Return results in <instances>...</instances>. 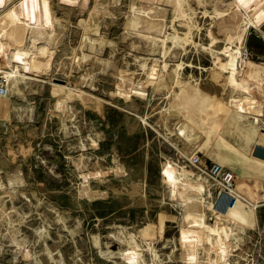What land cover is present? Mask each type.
I'll return each mask as SVG.
<instances>
[{
  "label": "rangeland",
  "instance_id": "374dc122",
  "mask_svg": "<svg viewBox=\"0 0 264 264\" xmlns=\"http://www.w3.org/2000/svg\"><path fill=\"white\" fill-rule=\"evenodd\" d=\"M27 1L52 55L33 81L3 83L9 93L0 98V264H123L99 251L119 253L130 244L139 245L149 264H185L197 247V263L212 264L216 256L201 246L200 235L183 230L187 207L170 196L169 172L178 164L200 175L217 202L218 187L191 164L194 155L199 168L220 163L235 172L236 187L254 191L242 193V215L225 211L224 223L238 238L231 240L226 264H264V180L240 173L237 157L217 146L220 137L247 154L252 146L221 118L232 92L216 67L223 57L205 49L225 45L214 11L219 0H182L180 9L176 0H155L152 20L164 25L157 38L130 25L131 8L147 7L145 1ZM8 24L0 23V31ZM263 28L249 29L245 42L248 58L261 63ZM166 35L163 46L159 39ZM173 35L184 39L173 43ZM58 84L81 96L67 98ZM132 88L143 94H120ZM256 126L258 141L264 121ZM179 128L195 140L180 136ZM90 172V184L84 183L82 175ZM206 213L210 217L211 209ZM149 245L156 253L146 251Z\"/></svg>",
  "mask_w": 264,
  "mask_h": 264
},
{
  "label": "bare ground",
  "instance_id": "6f19581e",
  "mask_svg": "<svg viewBox=\"0 0 264 264\" xmlns=\"http://www.w3.org/2000/svg\"><path fill=\"white\" fill-rule=\"evenodd\" d=\"M9 1L10 0H0V6L2 7L0 9V23H9L7 26L10 27V29L3 28V30L0 31V81L2 83H6L8 87L11 86V84H16L19 79L33 81L36 77H39V74L45 71L44 68L47 67V60L50 55H52L48 43L46 42L47 32L44 30V26H42L40 18L32 17L29 9L26 6L28 4V1H15V3H13L7 10H5ZM49 1L51 2L55 0ZM61 1L67 5L76 4L78 2V0ZM61 1L59 3H61ZM141 1H145L148 6H144L140 9L139 7L137 8L135 6L131 8L133 11V15L129 20L130 25L137 30L139 35L142 32L141 29H143V31L145 29H147L148 31H155V38H157L156 36L159 37L160 34L163 33L164 25L162 24V20H152V16L156 13L157 7H152L151 5L155 0ZM86 2L87 0H84V4H86ZM176 2L179 4L180 9L182 6V0H176ZM219 2L220 0L217 1L214 11L217 16L221 17V21H218L216 25H218L219 33L223 35V38L221 40L225 43V45L218 49H212L211 47H207L205 49L210 50L213 55H216L217 57L219 56L221 59L223 57L224 63L216 67L226 75L225 83L230 87L232 92L229 100L226 101V107H224L226 108V111L224 110L225 112H220H224L223 117L221 118L226 121V124L231 131L237 132L239 134L240 138L244 141L245 144L252 146L250 154H247L246 152H244V150H240L234 145H229V141V143L224 141L225 143H228L229 147L225 146L223 144V138L221 137L217 146H219L222 150L228 149L237 157V160L240 164V173L249 174L248 176L255 175L264 180V161L257 159L258 154L256 155L253 152L256 147L264 145V132L262 134H259L261 139L256 141L258 137V129L256 125L264 121V62L261 63L250 60L248 58V49L245 46L247 32H249V29L252 28L260 30L264 26V0H229L228 3L226 2L227 4L225 5V8H221L222 6L220 7ZM155 21L158 22L156 23ZM24 35H26V42H24ZM50 35H48V37ZM52 37L53 36H51V38ZM150 38L156 41L154 37ZM52 39H55V37ZM170 39L173 41V43H179L180 40H183L184 38L178 35H173ZM167 40V35L159 39L160 43H162L163 46H165ZM27 42L28 45L26 46L25 43L27 44ZM164 53L166 52L164 51ZM182 66L183 63L178 64L177 70L182 69ZM166 67L167 64H164V66L162 67L163 71ZM152 72L153 75L157 74L155 68L152 69ZM150 77L151 75L149 74V80ZM177 77L178 79L176 80V84H180L181 81L179 80V76ZM123 78H126V76ZM58 86L59 92L64 93L67 98L76 96V94L78 96H81V92L76 93L66 84H58ZM120 94L140 96L143 94V92L137 88H132L130 91L120 92ZM246 121H248L249 123L248 125H245L246 129L243 130L241 127ZM178 134L185 137L189 142L195 140L194 137L192 138V134H190V131H186V128H179ZM175 165L177 169H173L169 172V177L171 179L170 196L171 198L176 197L177 199H181L185 207H187V211H184L186 213L184 216V221L187 224L185 225V228H183V230H191V232L200 235L204 243V245L201 246L208 247L211 253H214L216 256L215 260L213 258H210L212 264H226V262L229 261V251H231L232 249L230 245L234 244L231 242V240L233 238L237 240L238 238L235 237L237 233H235V229L232 227V225L231 227H227L224 223L225 211L226 214H229L230 212L232 215L235 214L236 218L239 215H242L243 211L241 205L247 201L242 193L251 196L254 191L249 190L248 188L245 189L244 186H241L240 188L235 186L236 188L232 193H235L233 198H231L230 195L218 194L217 202H215L214 200L211 201L212 192L210 189H207L208 186H205L204 182L202 181L203 178L196 173H192L183 166H180L178 164ZM82 176L83 178H85L84 183L90 184L89 181L91 178H93L92 173L90 172ZM244 180L247 181L246 178ZM261 189V192L264 191V187ZM89 193L90 192H87V195L89 197L97 195ZM223 205L225 208L224 213L219 210ZM256 207H258V205H256ZM210 209L211 216L208 217L206 211ZM232 215H230L231 218ZM232 220L233 225L237 224V220L235 218H233ZM209 221H212L213 223H208ZM8 224L12 225L11 220ZM141 236L146 240V237L144 235ZM138 247V244H130L126 249L122 248L123 251L119 253L118 251H116L117 253H113L110 249V251L108 249L107 251L100 249L99 256L106 260H110L115 259L117 255L118 257L116 259H120L123 264H149L143 259L144 256L142 257V255L139 253ZM198 249L199 248L197 247L195 254L194 252L187 253L185 264H198ZM148 250H150L152 253H156L153 248L150 247V245L148 246V249L146 251Z\"/></svg>",
  "mask_w": 264,
  "mask_h": 264
},
{
  "label": "built area",
  "instance_id": "2783aa9c",
  "mask_svg": "<svg viewBox=\"0 0 264 264\" xmlns=\"http://www.w3.org/2000/svg\"><path fill=\"white\" fill-rule=\"evenodd\" d=\"M8 95V88L3 83H0V98H4ZM264 150V145L258 147ZM190 162L193 166L197 167L204 175H207L208 179L218 187V194L230 195L234 197L233 191L237 185V177L235 172L223 166L220 163H213L210 167H198L200 166V157L194 155L191 157Z\"/></svg>",
  "mask_w": 264,
  "mask_h": 264
},
{
  "label": "crops",
  "instance_id": "0c3cea01",
  "mask_svg": "<svg viewBox=\"0 0 264 264\" xmlns=\"http://www.w3.org/2000/svg\"><path fill=\"white\" fill-rule=\"evenodd\" d=\"M253 152L257 155L258 154V158L259 160L261 161H264V150L263 149H260L258 147H256ZM254 155V154H253Z\"/></svg>",
  "mask_w": 264,
  "mask_h": 264
}]
</instances>
